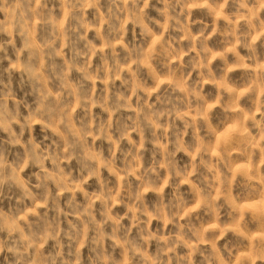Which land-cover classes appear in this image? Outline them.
<instances>
[{
  "label": "clouds",
  "instance_id": "clouds-1",
  "mask_svg": "<svg viewBox=\"0 0 264 264\" xmlns=\"http://www.w3.org/2000/svg\"><path fill=\"white\" fill-rule=\"evenodd\" d=\"M0 264H264V0H0Z\"/></svg>",
  "mask_w": 264,
  "mask_h": 264
}]
</instances>
